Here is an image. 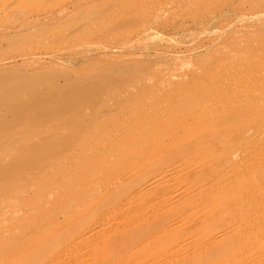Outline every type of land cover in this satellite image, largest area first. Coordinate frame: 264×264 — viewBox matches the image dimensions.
I'll use <instances>...</instances> for the list:
<instances>
[{
	"label": "bare ground",
	"instance_id": "bare-ground-1",
	"mask_svg": "<svg viewBox=\"0 0 264 264\" xmlns=\"http://www.w3.org/2000/svg\"><path fill=\"white\" fill-rule=\"evenodd\" d=\"M209 69L100 84L74 128L69 94L37 84L45 112L0 126V264H263L264 88ZM12 108L0 104V120ZM52 110L61 120L41 117Z\"/></svg>",
	"mask_w": 264,
	"mask_h": 264
},
{
	"label": "rangeland",
	"instance_id": "rangeland-1",
	"mask_svg": "<svg viewBox=\"0 0 264 264\" xmlns=\"http://www.w3.org/2000/svg\"><path fill=\"white\" fill-rule=\"evenodd\" d=\"M85 19L87 20L85 21ZM80 22L84 25H81ZM0 29V90H2V92L0 91V104L15 108L10 115L8 114L4 118L5 121L0 120V123L3 122L0 124L1 127L15 123L19 119L18 113L21 108L33 107L35 109L36 107V115L45 112L46 108L43 109V107H45L46 95L39 89L45 82L54 84L51 85L52 92H56V95L69 94V101L65 102V106L70 108L68 110L71 112L68 116L69 120L72 119L70 128H74L72 127L73 122L79 119L80 107L86 106L91 99H94L93 93L95 89L99 90L100 84L102 85L100 88L103 87V89L105 86H108L105 88L108 90H113L116 87L118 89L128 86L125 81L131 83L137 79L136 77L139 78V75L140 77L148 76L146 80L156 81L167 73L162 79L189 81L195 71H204L207 67L211 70L215 68L213 72L223 78L224 75H229L234 79L238 77L237 80L242 84L245 83V87H248L250 83L249 87L260 88L261 85L264 88V0H13V2L11 0H2L1 2L0 0ZM61 42L65 44L63 45ZM230 62H232L231 67ZM227 65L229 66L227 67ZM221 69L224 72H219ZM157 70H160V73ZM229 71L231 74L228 73ZM237 72L240 73V76L236 75ZM249 72L250 74H247ZM25 74L32 75L26 77ZM184 74L191 76L184 77ZM233 74L236 77L232 76ZM241 74H243V78ZM33 75L35 78L38 77L33 79ZM51 75L54 77L52 78ZM11 77L14 78V82ZM50 77L54 82H51ZM80 78L83 82L79 80ZM143 78L141 77V79ZM61 82L65 83L62 85ZM141 82L143 83V80ZM66 83L68 86L65 85ZM37 84L40 86L38 87ZM22 85L26 86L25 90L21 87ZM36 86V90H40L39 93L35 91ZM58 86L60 87L58 88ZM89 86L92 87V90H89ZM66 87L69 90L71 88L70 91L73 94L78 89L80 92L77 91L78 95L80 94L78 99L77 95L73 96L69 90L70 93H66ZM9 88H15L13 91H16L8 92L9 95L6 91ZM61 88L65 90L62 89L63 92H61ZM72 88L74 90L76 88V91L73 92ZM4 89L6 92L3 91ZM22 92L24 94L31 93L30 95L26 94L29 97L33 93L37 96H33L35 97L33 100L32 96L26 99V95L24 97ZM15 93L17 96L12 95ZM81 93L83 94L81 95ZM18 94L21 95L22 100ZM8 95L14 96L12 99L16 101L12 99L10 101ZM71 96L76 97L78 103L75 99L71 100L70 98H73ZM70 102L72 103L70 104ZM67 103L69 106L66 105ZM56 109L59 108L56 107ZM52 112L48 117L47 115L41 117L44 120L46 118L51 121L52 118H56V121L61 120L60 111L59 113H54V111L53 114ZM32 118L40 119L35 115ZM58 118L59 120H57ZM70 132L72 133V131ZM42 151L44 152V150ZM2 245L4 246V244ZM235 247L237 249L242 246L236 244ZM233 253L231 256H227L228 262L231 261L229 259H232ZM241 253L244 254V252ZM237 254L239 253L237 252ZM238 258L241 260V257ZM233 260L235 263L236 259H232L231 263ZM241 262H237V264Z\"/></svg>",
	"mask_w": 264,
	"mask_h": 264
}]
</instances>
